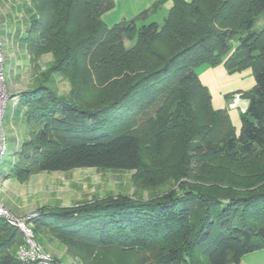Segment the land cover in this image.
<instances>
[{
  "label": "trees",
  "instance_id": "obj_1",
  "mask_svg": "<svg viewBox=\"0 0 264 264\" xmlns=\"http://www.w3.org/2000/svg\"><path fill=\"white\" fill-rule=\"evenodd\" d=\"M163 3L109 27L114 0H29L21 44L37 73L17 95L26 133L7 176L133 172L140 189L179 180L147 201L38 209L34 240L55 264L51 238L84 264H241L264 250V26L254 30L264 0H172L162 24L150 20ZM203 66L253 70L239 131L213 107ZM24 245L0 219V264H40L20 259Z\"/></svg>",
  "mask_w": 264,
  "mask_h": 264
},
{
  "label": "rangeland",
  "instance_id": "obj_2",
  "mask_svg": "<svg viewBox=\"0 0 264 264\" xmlns=\"http://www.w3.org/2000/svg\"><path fill=\"white\" fill-rule=\"evenodd\" d=\"M29 0H0V22L8 23L13 31L25 32V21L28 19ZM158 13L152 16L158 18ZM163 23V19L159 21ZM149 24V23H148ZM142 25V24H141ZM15 26L20 29L14 28ZM264 26V12L256 18L254 30L258 31ZM110 27V26H109ZM6 29H0V40L5 55V79L7 90L12 83L20 86L19 92L28 90L34 85L37 73L34 64L30 61V56L23 48L18 37L10 31L6 34ZM9 30V28H8ZM19 32V33H20ZM12 33V35H11ZM18 35V34H17ZM14 37V38H13ZM12 38V40H11ZM235 43V41L233 42ZM52 61V56H44L38 63L40 69H44ZM20 65H19V63ZM224 68V67H223ZM219 72H209L203 79L209 82V91L213 96L214 103L221 102V88L225 82L218 85V78L221 76V67L215 68ZM225 69V68H224ZM253 73L252 69H248ZM218 73V74H217ZM213 81L211 83V79ZM209 80V81H208ZM240 85L244 88L253 89L255 86V76L252 80H243ZM60 95H66L70 90L69 84L60 77H57L55 86ZM18 104V103H17ZM17 105L13 108L12 101H9L4 116V132L7 138V156L0 166V179H4L11 171L13 162L19 159L22 152L23 139L26 128L19 117L24 113ZM239 130V129H238ZM133 172L97 171L95 169L75 170L68 173H41L33 175L29 181L21 183L18 180L8 179V184L4 187L2 204L13 215L20 218L33 217L37 215L38 209L42 207H72L77 204L101 200L109 194H124L144 201L155 198L162 193L172 189H178L179 180H170L157 189H140L134 184ZM35 219V218H34ZM62 264H84V262L74 255L67 246L60 244L56 239H47L43 246ZM241 264H264V250L250 254L244 258Z\"/></svg>",
  "mask_w": 264,
  "mask_h": 264
},
{
  "label": "crops",
  "instance_id": "obj_3",
  "mask_svg": "<svg viewBox=\"0 0 264 264\" xmlns=\"http://www.w3.org/2000/svg\"><path fill=\"white\" fill-rule=\"evenodd\" d=\"M160 1L164 2L163 5L159 8V10L157 12L159 14L158 18L160 21L161 19H164L168 15V13L172 7V4H173L172 0H114L115 8L113 10H111L110 12L106 13L103 16V20L106 23V25L112 27L115 24H118L122 21L133 20L138 15H140L143 11L148 10L155 3L160 2ZM158 18L151 17L150 20H157ZM25 24H26V26H25L26 29H25L24 33L20 32L19 30L18 31L14 30V33H13V31L10 29V27H12L13 25L9 26L7 22H6V24L0 22V29L4 30L5 28H7L6 34L8 31H10L14 34V36L18 37L19 40L21 41V39L26 35V33L28 31V20L25 21ZM8 28H9V30H8ZM14 28L20 29L17 26H15ZM12 33H11V35H12ZM11 40H12V38H11ZM19 65H20V63H19ZM219 67H221L220 70H222L221 76L216 75L215 77L218 78L217 81H218L219 86H221V84L223 82H225V86L220 87L221 91H222V92H220L221 93V102H218L219 103L218 105H216L214 103V100H213L214 98L210 92V94L212 96L213 107L215 109L227 110L234 127L236 128L237 131H239L241 128V114L247 110L248 105H249V102L247 100H244L241 98V93L251 90L250 89L251 87L245 89L244 86L240 85L239 83H241L243 80L251 81L252 77H253V73H251L250 70H245V71L240 72V73L230 74L226 71V69L223 68V66H219ZM216 68H218V67H216ZM211 71L213 73L219 72V71H216L215 68H211L208 66H203L198 70V75H199L201 81L203 82V84L207 88L209 87L210 84H209V82H207L209 84L208 85L205 82V80L203 79V77ZM210 81L212 83L213 78ZM255 84H256V81H255ZM20 86H22V85L17 84V83H12L9 86V94L13 95L15 93H18V91L20 90ZM16 106H17V104L16 105L13 104V108H15ZM18 121L22 122V116L19 117ZM8 179H13L14 181H16L15 178H12L9 176H6L4 179H0V202L2 204H5L2 202L3 195L5 194L3 188L6 187V185L8 184ZM252 254H254V253H252ZM244 258H243V260H244Z\"/></svg>",
  "mask_w": 264,
  "mask_h": 264
},
{
  "label": "built area",
  "instance_id": "obj_4",
  "mask_svg": "<svg viewBox=\"0 0 264 264\" xmlns=\"http://www.w3.org/2000/svg\"><path fill=\"white\" fill-rule=\"evenodd\" d=\"M20 93V92H19ZM10 95L7 90L5 79V55L2 49V43L0 40V121L2 128V140L0 144V166L7 156V139L4 132V116L9 101L13 104L18 103V94ZM38 216L18 218L13 215L8 209L0 205V219L5 220L9 225L18 228L24 235L25 245L19 250V257L24 262H39L40 264H55L51 255L46 253L41 246H39L34 240L31 221Z\"/></svg>",
  "mask_w": 264,
  "mask_h": 264
},
{
  "label": "water",
  "instance_id": "obj_5",
  "mask_svg": "<svg viewBox=\"0 0 264 264\" xmlns=\"http://www.w3.org/2000/svg\"><path fill=\"white\" fill-rule=\"evenodd\" d=\"M0 117H1V114H0ZM2 135H3V132H2L1 121H0V144H1V140H2Z\"/></svg>",
  "mask_w": 264,
  "mask_h": 264
}]
</instances>
